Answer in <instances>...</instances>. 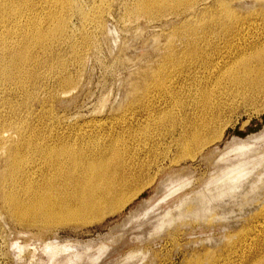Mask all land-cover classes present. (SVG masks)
I'll use <instances>...</instances> for the list:
<instances>
[{
	"label": "rangeland",
	"instance_id": "obj_1",
	"mask_svg": "<svg viewBox=\"0 0 264 264\" xmlns=\"http://www.w3.org/2000/svg\"><path fill=\"white\" fill-rule=\"evenodd\" d=\"M17 2L30 3L22 10L40 31L58 26L59 44L41 60L37 55L47 62L39 73L52 78L44 87L48 76L43 77L36 101L26 98L33 85L25 82L21 88V80L0 77V133L52 144L68 142V133L89 131L97 121L108 122L107 127L121 126L124 120L130 125L159 67L173 60V69L182 68V58L172 54L183 47L185 29H200L210 19L208 14L190 19L183 8L136 9L137 0ZM224 6L243 23H264V0H226ZM20 31L29 33L30 28ZM20 38L7 39L3 46L12 50ZM59 75L68 78V86L57 84ZM224 118L218 139L175 163L173 149L142 176L141 183L148 185L125 208L99 222L30 225L15 219L0 198V264H239L240 247L264 237V205L262 215L247 218L263 197L264 94L253 105L239 98ZM239 220L245 221L243 227ZM224 236L231 243L210 254L207 247L220 245Z\"/></svg>",
	"mask_w": 264,
	"mask_h": 264
},
{
	"label": "bare ground",
	"instance_id": "obj_2",
	"mask_svg": "<svg viewBox=\"0 0 264 264\" xmlns=\"http://www.w3.org/2000/svg\"><path fill=\"white\" fill-rule=\"evenodd\" d=\"M17 1L0 0V77L6 82L21 80V88L25 82L30 83L33 90L26 98L36 101L43 77L48 76L44 87L52 78L39 73L47 66L40 60L59 44L55 42L58 26L40 31L22 10L30 3ZM225 2L137 0L136 9L183 8L190 12V19L207 14L210 19L204 20L200 29L195 25L185 29L183 47L176 56L172 54L174 59L182 58V68L173 69V60L166 59L169 62L151 76L140 113L130 125L124 120L121 126L111 123L107 127L108 122L97 121L89 131L68 133V142L59 139L55 144L36 138L25 140L24 135L15 140V133H0V198L15 219L44 227L86 225L119 212L143 190L148 182L141 183V178L153 165L168 158L173 149L176 155L172 163L194 157L220 137L224 117L232 113L239 98L253 105L264 94V23H243L234 12L224 9ZM219 10L221 13L214 14ZM27 28L29 33L18 32ZM19 36L22 40L17 47L8 51L3 46L5 40ZM211 54L216 57L209 58ZM57 84L68 86V78L59 75ZM262 196L247 218L262 215L259 211L264 205V187ZM223 238L220 245L208 244L210 254L217 246L231 243L227 236ZM251 241L240 247L239 264H264V237Z\"/></svg>",
	"mask_w": 264,
	"mask_h": 264
}]
</instances>
